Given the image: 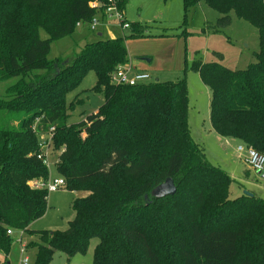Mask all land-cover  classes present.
I'll return each mask as SVG.
<instances>
[{"label": "trees", "instance_id": "16d2710c", "mask_svg": "<svg viewBox=\"0 0 264 264\" xmlns=\"http://www.w3.org/2000/svg\"><path fill=\"white\" fill-rule=\"evenodd\" d=\"M115 2L123 12L130 0ZM201 2L221 14L209 25L214 31L232 24V12L258 29L257 62L247 69L201 61L193 68L211 89L215 132L264 153V0H183L184 23ZM108 5L109 0H0V80L19 77L7 98H0V112L9 117L0 126V264H12L10 229L39 237L26 245L37 250L35 264H51L56 252L71 262L87 254L94 239L93 264H264V198H231L233 179L193 139L186 71L177 81H111L129 60L126 39L145 36V28L133 23L128 37L88 42L71 62L48 58L52 42L72 36L79 22L106 20ZM90 71L97 74L93 90L105 102L69 123L78 100L68 103L67 95ZM18 114L24 117L14 124ZM38 119L40 133L55 127L65 187L86 193L73 201L75 217L66 230L30 228L49 208V191L30 185L49 175L37 156L39 135L32 127ZM168 178L176 194L153 196Z\"/></svg>", "mask_w": 264, "mask_h": 264}, {"label": "rangeland", "instance_id": "374dc122", "mask_svg": "<svg viewBox=\"0 0 264 264\" xmlns=\"http://www.w3.org/2000/svg\"><path fill=\"white\" fill-rule=\"evenodd\" d=\"M231 16L230 26L214 31L209 25L216 24L221 14L205 2L192 7L184 23L183 0H130L123 10V20L130 25L139 23L145 28L146 35L126 39L129 60L122 66H131L134 70L149 72L152 77L150 81H177L184 77L186 71L190 98L189 124L193 139L205 149L208 159L228 172L233 179L230 187L231 198L245 194L246 191L264 198V171H254L245 164L241 153L237 150L238 141H225L213 131L211 89L204 83L200 73L193 68L197 61H201L217 62L232 70H245L250 64L257 62L256 53L260 51L258 29L238 18L234 12ZM40 34L43 39L49 37L44 29L40 30ZM130 34L131 28H125L117 17L109 16L101 22L96 31L90 30L88 26L83 28L78 26L72 36L53 41L48 58L63 57L71 62L88 42L99 38L128 37ZM18 80L19 77L0 80V98H7L8 88ZM96 83L97 74L90 71L81 84L68 93V103L78 100L75 108L69 111V123L84 120L105 102L104 94L93 90ZM6 117L0 112V126L9 121L7 120L9 117ZM23 117V114H18V117L14 118L16 120L14 124H18ZM59 153L60 151L56 150L52 154L54 162L50 172L53 177H61L55 163ZM235 170L237 172H234ZM77 192L70 191L66 187L49 192L47 213L34 221L31 228L66 230L68 222L75 215L72 205ZM22 235L21 230L14 231L8 260L12 264H22L23 258L29 256L28 264H35L36 248H28L24 253L21 246L23 243L38 241V236L27 233ZM97 243L98 240L94 239L89 252L85 255H76L71 262L68 261L67 254L56 252L51 264H93V253ZM2 260L4 255L0 251V261Z\"/></svg>", "mask_w": 264, "mask_h": 264}, {"label": "built area", "instance_id": "2783aa9c", "mask_svg": "<svg viewBox=\"0 0 264 264\" xmlns=\"http://www.w3.org/2000/svg\"><path fill=\"white\" fill-rule=\"evenodd\" d=\"M110 5H108L105 9V13L107 17L115 16L117 17L122 25L125 28H130L131 25L125 20H123V12L118 8L116 5L115 0H109ZM101 3H95L90 2L91 6L100 5ZM102 20L99 16H95L93 20L88 24L90 30L96 31L98 26L101 24ZM83 23L79 22L78 26H82ZM151 74L146 71H136L131 66H119L112 74L111 81L115 84L119 85H137L141 83L150 82L151 80ZM38 122L39 119L35 122L33 125V130L36 131L39 135V152L37 154L38 158L43 161V163L47 166L49 170V175L47 179H35L30 182V185L34 188H45L49 192L57 191L66 185V181L64 177H53L50 172V167L53 165L54 158L52 157L54 151L57 149L54 146V131L55 127L52 126L48 132L46 133H40L38 132ZM82 137L85 138L87 136L86 131L84 130L82 132ZM238 152L241 153V156L243 157V161L245 164H247L251 169L257 172L264 171V153H261L260 151L254 149L253 147L247 146L245 144H241L237 147ZM61 151L62 150H57ZM59 153V154H60ZM58 155V154H57ZM56 155V156H57ZM59 162V155L57 160H55L56 165ZM13 230H8V234L13 235ZM22 240V239H21ZM22 251L25 253L27 252L26 244H22L21 246ZM30 262V257L26 256L22 260V264H28Z\"/></svg>", "mask_w": 264, "mask_h": 264}, {"label": "water", "instance_id": "95a60500", "mask_svg": "<svg viewBox=\"0 0 264 264\" xmlns=\"http://www.w3.org/2000/svg\"><path fill=\"white\" fill-rule=\"evenodd\" d=\"M177 192V187L172 178H168L163 184L156 187L152 194L157 198L166 197L168 195H174ZM245 194L253 195L252 192L246 191Z\"/></svg>", "mask_w": 264, "mask_h": 264}, {"label": "crops", "instance_id": "0c3cea01", "mask_svg": "<svg viewBox=\"0 0 264 264\" xmlns=\"http://www.w3.org/2000/svg\"><path fill=\"white\" fill-rule=\"evenodd\" d=\"M86 26H88V25H82V26H80V27L83 28V27H86ZM88 27H89V26H88ZM89 29H90V28H89ZM100 35H101V33H100ZM135 70L138 71L137 69H135ZM139 71H141V70H139ZM146 72H147V71H146ZM213 131H215V130H213ZM217 135H218V134H217ZM219 137L222 139L221 136H219ZM223 139H225V141H238V142H239V145H241L240 140H237V139H234V138H226V137H223ZM234 172H237V170H235ZM238 174H239V173H238ZM245 180H246V179H245ZM81 193H83V194L81 195ZM85 195H86V193H84V192H77V197H81V196H85ZM77 197H76V198H77ZM76 198H75V199H76ZM48 202H49V200H48ZM74 217H75V215H74ZM74 217H73V218H74ZM71 220H72V219H71ZM71 220H70V221H71ZM70 221H69V222H70ZM69 222H68V223H69ZM68 226H69V224H68ZM30 228H31V226H30ZM31 229H32V228H31ZM22 233H23V231H22ZM24 234H25V233H23V235H24ZM23 235H22V236H23ZM38 239H39V237H38ZM25 244H27V243H25Z\"/></svg>", "mask_w": 264, "mask_h": 264}]
</instances>
